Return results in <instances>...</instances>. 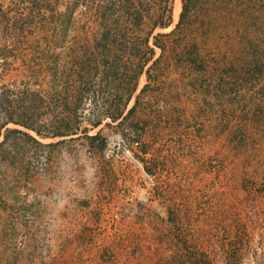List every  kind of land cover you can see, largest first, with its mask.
<instances>
[{"label":"rangeland","instance_id":"374dc122","mask_svg":"<svg viewBox=\"0 0 264 264\" xmlns=\"http://www.w3.org/2000/svg\"><path fill=\"white\" fill-rule=\"evenodd\" d=\"M181 10L0 0V264H264V0Z\"/></svg>","mask_w":264,"mask_h":264},{"label":"trees","instance_id":"16d2710c","mask_svg":"<svg viewBox=\"0 0 264 264\" xmlns=\"http://www.w3.org/2000/svg\"><path fill=\"white\" fill-rule=\"evenodd\" d=\"M189 1L190 0H181V3H182V10H181V12H180V15H179V22L177 23V27H179V25H180V23H182V22H184V20L187 18V13H188V11H187V7H188V3H189ZM169 10V12H171V9H168ZM170 21V13H169V15L167 16V22H160V23H158L159 24V26H161V27H167L168 25H169V22ZM156 25H157V23H156ZM195 46V45H194ZM149 52H150V54L152 55L153 53H154V49L152 48V47H149ZM148 60L149 59H146L144 62L145 63H142L141 64V66H143L144 64H146V62H148ZM156 61H153V63H155ZM152 63V64H153ZM92 125L91 126H93V127H96V126H98V124H99V121H94L93 123H91ZM24 126H28L29 128H31L29 125H24ZM55 135H57V136H63V135H65L64 133H56Z\"/></svg>","mask_w":264,"mask_h":264}]
</instances>
